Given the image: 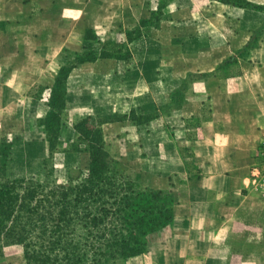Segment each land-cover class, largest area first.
I'll list each match as a JSON object with an SVG mask.
<instances>
[{"label":"rangeland","instance_id":"rangeland-1","mask_svg":"<svg viewBox=\"0 0 264 264\" xmlns=\"http://www.w3.org/2000/svg\"><path fill=\"white\" fill-rule=\"evenodd\" d=\"M109 1L112 8L63 0L48 6L46 19L29 24L38 37H22L21 48L41 56L26 55L33 67L14 70L7 85L13 93L0 85V146L3 139L11 143L5 158L10 177L43 180L48 174L64 182L86 170L85 134L92 126L78 124L92 117L123 176L142 188H167V175L156 173L165 162L152 158V141L144 143L157 126L153 120L162 116L166 135L183 129L190 83L208 75L197 71L201 61H221L218 71L233 74L241 62L260 61L254 58L259 46L264 54V0ZM121 2L123 18L115 13ZM99 39L122 42L123 49L101 54ZM26 76L38 82L29 87ZM167 228L149 238L148 249L165 246ZM245 249L250 259L238 264H264V245ZM0 264H25L23 247L5 246Z\"/></svg>","mask_w":264,"mask_h":264},{"label":"crops","instance_id":"crops-1","mask_svg":"<svg viewBox=\"0 0 264 264\" xmlns=\"http://www.w3.org/2000/svg\"><path fill=\"white\" fill-rule=\"evenodd\" d=\"M61 1L0 0V85L6 94L13 93L7 85L14 70L33 67L26 55L41 56L40 51L21 48L22 37H38L29 24L46 19L48 6ZM79 2L90 8L114 5L109 0ZM118 5L115 13L123 18L124 2ZM108 17L113 19L114 12ZM262 51V46L254 51L260 61L241 62L233 74L218 71L221 61H201L196 69L208 75L191 81L178 133L163 132L161 115L153 120L157 126L144 143L152 141L157 151L152 158L165 162L166 169L156 173L167 175V188L174 192V223L167 228L164 247L149 248L127 264H238L250 259L245 248L264 245V195L250 178L264 139ZM37 82L26 76L29 87Z\"/></svg>","mask_w":264,"mask_h":264},{"label":"trees","instance_id":"trees-1","mask_svg":"<svg viewBox=\"0 0 264 264\" xmlns=\"http://www.w3.org/2000/svg\"><path fill=\"white\" fill-rule=\"evenodd\" d=\"M85 31L89 39L91 29ZM99 43L101 54H118L124 45ZM78 125L92 126L85 134L89 165L64 182L48 174L43 180L10 177L5 158L11 143L2 140L0 254L5 246L19 244L25 264H127L147 252L152 235L174 223V192L137 186L119 172L92 117ZM49 142L53 150L51 138Z\"/></svg>","mask_w":264,"mask_h":264},{"label":"built area","instance_id":"built-area-1","mask_svg":"<svg viewBox=\"0 0 264 264\" xmlns=\"http://www.w3.org/2000/svg\"><path fill=\"white\" fill-rule=\"evenodd\" d=\"M260 160L256 162L250 170V178L254 187L264 195V139L260 146Z\"/></svg>","mask_w":264,"mask_h":264}]
</instances>
